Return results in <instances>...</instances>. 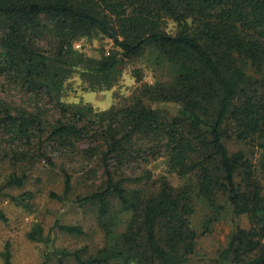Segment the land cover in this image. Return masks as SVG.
I'll return each instance as SVG.
<instances>
[{
    "label": "trees",
    "instance_id": "obj_1",
    "mask_svg": "<svg viewBox=\"0 0 264 264\" xmlns=\"http://www.w3.org/2000/svg\"><path fill=\"white\" fill-rule=\"evenodd\" d=\"M96 38L112 49L97 59L75 49ZM146 54L169 78L142 83L128 104L95 112L61 101L75 74L86 90L109 91L122 65ZM0 78L56 113L0 96V166L13 169L0 198L30 210L32 192L6 191L39 166L59 173L62 196L50 193L59 201L76 174L87 182L101 173L98 189L74 203L96 209L104 245L52 249L54 230L77 237L82 227L35 223L27 239L46 246L42 264H189L224 209L248 228L230 233L216 263L264 264V0H0ZM159 159L180 186L153 178L146 166ZM194 197L213 213L200 236ZM1 258L11 264L7 246Z\"/></svg>",
    "mask_w": 264,
    "mask_h": 264
},
{
    "label": "rangeland",
    "instance_id": "obj_2",
    "mask_svg": "<svg viewBox=\"0 0 264 264\" xmlns=\"http://www.w3.org/2000/svg\"><path fill=\"white\" fill-rule=\"evenodd\" d=\"M166 31L174 33V24L167 22ZM112 47V40L105 38L81 40L75 45L76 50L94 59L99 58L102 51L108 52ZM170 70L167 65H159L153 57L146 54L137 60L126 61L121 67L114 86L109 91L103 92L86 90L79 76L75 74L65 83L61 101L67 105L90 106L95 112L105 111L113 106L122 107L129 103L142 83L153 85L156 81L163 82L169 78ZM0 96L8 103L28 107L29 110H33L37 105L51 117L56 115L46 99L34 101L30 95L6 84L2 78H0ZM158 108L169 115H174L177 110V107L172 104H160ZM257 158H260V153L255 155L252 161L254 164L257 163ZM146 167L151 171L154 179L165 176L174 187L182 184V180L176 175L168 173L163 159L150 163ZM12 171L13 169L6 164L0 166V186ZM17 174L21 173L18 171ZM26 174L28 179L22 188L9 189L6 192L13 196L32 192L33 198L29 202L30 210H25L0 198V209L6 218L5 221L0 220V264H2L1 254L6 246L10 252L11 264H42L46 246L32 243L27 239V233L35 223H40L45 232L53 226L56 220L63 225L82 227L83 235L77 237L67 236L54 230L50 245L52 249L87 248L90 254L102 248L104 238L97 223L96 209L92 206L80 208L74 203L77 197H84L98 189L102 182L101 173L87 182L82 173L76 174L72 180L71 192L63 201L50 197V193L62 196L63 184L58 172H51L39 166L26 171ZM193 199L194 215L191 218V226L200 236L207 219L211 218L213 213L204 200L197 197ZM237 227L248 228L245 216L236 217L228 209L217 214L215 220L208 225V233L201 235L196 241V251L191 256L189 264H217L216 259L219 252L225 247L230 233Z\"/></svg>",
    "mask_w": 264,
    "mask_h": 264
},
{
    "label": "water",
    "instance_id": "obj_3",
    "mask_svg": "<svg viewBox=\"0 0 264 264\" xmlns=\"http://www.w3.org/2000/svg\"><path fill=\"white\" fill-rule=\"evenodd\" d=\"M116 39H117V38H116L115 36H113V42H115V41H116Z\"/></svg>",
    "mask_w": 264,
    "mask_h": 264
},
{
    "label": "built area",
    "instance_id": "obj_4",
    "mask_svg": "<svg viewBox=\"0 0 264 264\" xmlns=\"http://www.w3.org/2000/svg\"><path fill=\"white\" fill-rule=\"evenodd\" d=\"M77 47V46H76Z\"/></svg>",
    "mask_w": 264,
    "mask_h": 264
}]
</instances>
